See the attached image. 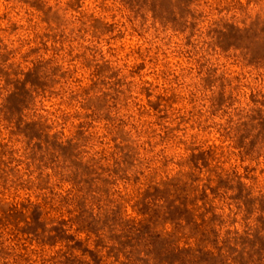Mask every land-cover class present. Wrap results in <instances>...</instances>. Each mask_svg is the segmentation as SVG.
Segmentation results:
<instances>
[{"label": "rangeland", "instance_id": "1", "mask_svg": "<svg viewBox=\"0 0 264 264\" xmlns=\"http://www.w3.org/2000/svg\"><path fill=\"white\" fill-rule=\"evenodd\" d=\"M0 264H264V0H0Z\"/></svg>", "mask_w": 264, "mask_h": 264}]
</instances>
